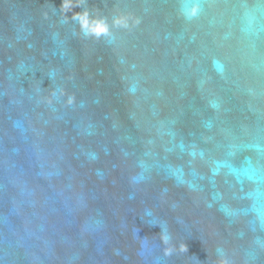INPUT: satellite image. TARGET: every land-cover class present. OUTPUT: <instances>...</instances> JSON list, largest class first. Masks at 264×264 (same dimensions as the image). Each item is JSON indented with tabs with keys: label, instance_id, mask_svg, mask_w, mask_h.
I'll list each match as a JSON object with an SVG mask.
<instances>
[{
	"label": "water",
	"instance_id": "1",
	"mask_svg": "<svg viewBox=\"0 0 264 264\" xmlns=\"http://www.w3.org/2000/svg\"><path fill=\"white\" fill-rule=\"evenodd\" d=\"M0 264H264V0H0Z\"/></svg>",
	"mask_w": 264,
	"mask_h": 264
}]
</instances>
